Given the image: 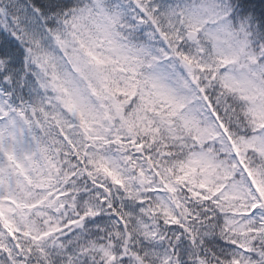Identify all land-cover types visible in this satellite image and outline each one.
Wrapping results in <instances>:
<instances>
[{"label":"snow or ice","instance_id":"obj_1","mask_svg":"<svg viewBox=\"0 0 264 264\" xmlns=\"http://www.w3.org/2000/svg\"><path fill=\"white\" fill-rule=\"evenodd\" d=\"M0 264H264V0H0Z\"/></svg>","mask_w":264,"mask_h":264}]
</instances>
